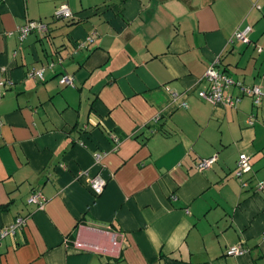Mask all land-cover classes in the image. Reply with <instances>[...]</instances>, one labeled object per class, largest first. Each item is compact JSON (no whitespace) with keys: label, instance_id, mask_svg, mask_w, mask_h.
Here are the masks:
<instances>
[{"label":"crops","instance_id":"obj_1","mask_svg":"<svg viewBox=\"0 0 264 264\" xmlns=\"http://www.w3.org/2000/svg\"><path fill=\"white\" fill-rule=\"evenodd\" d=\"M61 4L71 19L52 18ZM29 20L47 31L20 40ZM246 25L249 41L229 43ZM215 59L258 105L197 96ZM0 80V229L26 218L0 264H264V0H0ZM83 169L106 179L100 195Z\"/></svg>","mask_w":264,"mask_h":264},{"label":"built area","instance_id":"obj_2","mask_svg":"<svg viewBox=\"0 0 264 264\" xmlns=\"http://www.w3.org/2000/svg\"><path fill=\"white\" fill-rule=\"evenodd\" d=\"M73 17V13L68 8L66 4L59 5L53 12L52 18L55 20H64L71 19ZM32 31H36L38 33H44L47 31V25L42 21L37 20H29L23 25L17 28L18 38L22 40ZM251 31V26L246 25L241 29H236L233 35L229 39V43L234 42H242L247 43L248 33ZM92 38L86 37L85 42H91ZM83 45V43L81 44ZM257 51H261V48L258 47ZM218 59H215L206 69L202 76V80L206 82V88L197 91V96L206 102L211 104L221 103L227 106H234L238 101H240L242 96H248L251 98L252 103L254 105H258L262 99L263 92L257 85L247 86L244 85L241 81L234 79L229 76L226 72L220 70L218 68ZM43 68L41 69H32L29 71V75L32 77H37L42 79ZM59 83L63 85H72L73 77L70 74H62L59 78ZM3 85V81L0 80V86ZM230 87H235L238 89V95L232 96L227 92ZM171 96L173 99L178 97V94L175 91L171 92ZM183 107H186V103L182 101L180 103ZM156 120V118H155ZM247 123H253V115H249L247 117ZM118 139H116V142ZM102 153L94 152L93 158L95 162H99ZM216 161V156L213 155L207 158H201L196 163L195 166L197 169L202 170L210 167ZM251 169V166L248 162V157L244 153H240L236 160V165L233 171L234 177L240 180L241 186H247V180H242L243 175L248 173ZM78 175L86 176L87 185L93 195H100L104 189L106 184V179L98 172V173H90L88 170L83 169L78 171ZM255 188L257 190H262L264 188V179L259 180L255 184ZM27 203H36L39 208L43 206V197L40 191L35 190L31 193V195L27 198ZM26 218L23 216H16L14 220L6 227L0 229V239L7 236L13 235L15 232L21 229V227L25 224ZM116 241L112 240L113 246L116 245ZM73 247L77 250H87L94 252H106L105 248L99 247L98 245L91 243L89 241H82L76 239L73 242ZM246 251L244 247L241 245H232L229 246L225 254L226 255H241Z\"/></svg>","mask_w":264,"mask_h":264}]
</instances>
